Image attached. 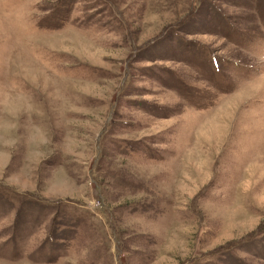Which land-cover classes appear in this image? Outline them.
Masks as SVG:
<instances>
[{"label": "rangeland", "instance_id": "374dc122", "mask_svg": "<svg viewBox=\"0 0 264 264\" xmlns=\"http://www.w3.org/2000/svg\"><path fill=\"white\" fill-rule=\"evenodd\" d=\"M0 264H264V0H0Z\"/></svg>", "mask_w": 264, "mask_h": 264}]
</instances>
